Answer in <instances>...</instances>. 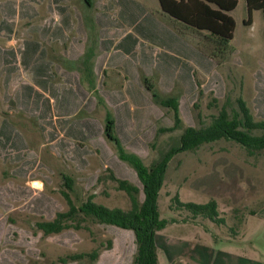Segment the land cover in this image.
Wrapping results in <instances>:
<instances>
[{"label":"crops","instance_id":"0c3cea01","mask_svg":"<svg viewBox=\"0 0 264 264\" xmlns=\"http://www.w3.org/2000/svg\"><path fill=\"white\" fill-rule=\"evenodd\" d=\"M8 1L0 0V100L6 102V117L10 116L23 127V120L31 121L33 132L43 133L46 142L32 148L26 135L31 131L26 127L25 130L18 129L17 124L9 122L11 127L8 131L13 132V137L14 131L21 132L22 138L5 139L0 145V157L12 162L16 160L18 166L13 169V175L28 180L17 186L3 185L4 188L24 190L28 187L34 193L40 192L43 183L34 170L41 163L42 156L49 159L62 156L89 167L90 157L95 154L93 147L99 151L106 148L109 123L119 147L130 149L133 154H141V149L149 147L155 134L169 131L171 125L157 126L162 111L157 109L155 101L159 99L161 106L169 107L163 101L169 100L170 95H155L153 87L159 85L164 93H169L171 87L165 89L162 86L168 74L165 66L155 59V25L148 19V14L156 16L201 52V42L195 43L187 37L189 30L196 29L166 14L159 0H137L145 7V11L136 7L140 12L138 18H131L128 1L125 0H30V5H24L22 9L20 2L25 0H17L18 11L5 13L4 5ZM196 31L204 34L207 41V32ZM208 43L213 45L211 41ZM19 46L22 52L15 62L8 53ZM213 61V71L203 70L199 65L191 70L189 83L195 82V86L190 87L191 92L185 85L187 80H169L171 85H183L182 99L188 101L197 94L199 79L203 90L211 89L212 83L222 80L218 64ZM17 91L28 92V95H17ZM182 112L187 124L185 128L196 126L189 123L185 111ZM60 120L63 124L59 123ZM180 122L183 123V118ZM71 129L78 133L76 139L68 140L69 146L64 141L60 143L65 131ZM79 143L80 147L88 150L87 153L83 150H77L76 154L73 152V146L77 147ZM14 154L16 159L13 160L10 156ZM20 156L22 159L18 160ZM25 160L30 161L34 168L27 176L15 175ZM119 160L124 161L120 155ZM84 161L86 164L82 163ZM218 164H222L227 179L218 173ZM242 170L237 162L219 157L213 161L212 170L206 173L208 175L196 178L192 185L209 189L212 198L224 191L239 202L236 175ZM120 173L116 171L111 178L118 182L123 178ZM214 186L222 188V191L217 192ZM12 208L6 212H11ZM231 209L241 212L231 216L232 225L220 224L228 230L224 236L207 234L202 237L195 232L189 236V229L200 223L201 216L190 219L186 213L185 218L170 222L182 226L178 237L161 234L164 229L158 232V249L165 250L169 264H264V252L251 247L253 238H245L243 233L249 215L264 218V204L257 210L248 211L238 206ZM251 211L254 213L250 214ZM240 214H244L242 222L238 220ZM2 217L0 209V219ZM230 229H233L232 233Z\"/></svg>","mask_w":264,"mask_h":264},{"label":"rangeland","instance_id":"374dc122","mask_svg":"<svg viewBox=\"0 0 264 264\" xmlns=\"http://www.w3.org/2000/svg\"><path fill=\"white\" fill-rule=\"evenodd\" d=\"M9 1L16 2L15 12L18 11L17 0ZM7 4L4 5V12H14L13 6L10 7ZM232 14L237 21L235 36L230 43V48L220 58L216 57L222 80L212 83L211 89L203 90L201 80L198 78L197 94L188 101L181 98L184 93L183 85L179 83L171 85L169 80L177 78L187 80L188 83L185 85L188 87V92H191L190 87L195 86L193 80L191 85L189 83L188 78L191 76V70L199 65L203 67V70L213 71L215 65L213 59L203 52L185 46L183 48L185 51H182L179 47L167 51L169 53L171 51L182 52V54H179L180 60H176L172 57V54L166 55L163 44H159V41L154 39L155 50L153 52L155 53V59H158L161 65L165 66L164 70L168 74V77L164 80L166 83L162 86L165 89L171 88L169 93H164L159 85H154L153 93L155 95H170L171 99H178L179 101V108L175 110L172 105L169 107L161 106L159 104L161 100L156 99L157 106H155L162 111V117L158 120L157 126L161 127L168 124L173 128L177 123V116H179L180 121L183 118V123L179 122L174 130L155 134L149 147L141 149V154H136L143 159L145 164L150 165L170 146L176 144L187 125L182 111H185L189 123H193L197 127L210 124L213 116L218 115L223 107L233 113L234 109L239 108L238 99L240 97L246 101L254 115L257 113L254 106L256 94L254 85L256 70L260 68L264 71V11L261 9L255 10L254 15H252L254 23L247 25L244 23V20L249 17L247 2L246 0H239V5ZM188 32L187 37L191 41L201 42L202 49L211 54L214 45H210L208 41H205L204 34L196 30H189ZM21 52L22 48L19 46L16 50L11 49L8 55L14 57L15 62H18V56ZM219 59L220 62H218ZM27 93L17 91V95H28ZM25 103H28V100H25ZM5 104L6 102L0 100V128L2 129L0 145L9 136V122L15 123L10 116L6 117L4 114ZM255 119L260 120L261 118L257 116ZM22 122L24 127L31 131L27 132L26 135L29 136L32 148H38L39 145L46 142L43 133L40 131L33 132L34 126L31 121L23 120ZM59 123L63 124L62 120ZM15 124H17L18 129L25 130L20 123ZM254 134L261 135L263 130H255ZM75 139V133H71L64 137V142L71 144L69 141ZM105 144L106 148H102L103 151L96 149V146L93 147L95 154L90 157L91 165L87 168L66 157L59 156L49 159L42 156L41 163L34 170L36 176L43 183L40 192H33L29 196L14 200L11 199V195L4 190L2 191L3 199L11 203L14 208L9 213L6 212L3 206H1L3 209L0 208L3 212V217L0 219V264H134L137 244L132 230L102 224L93 218H84L83 215L79 218L81 220L79 228L75 227L77 222L69 221L68 223L71 226L61 233L47 234L38 227L40 221L53 219L58 211L69 210L70 206L64 191L69 193L73 202L78 206L85 202L90 195H94V200L97 203L110 208L130 209L131 200L129 195L119 188L117 180L111 178V175L115 174L116 171L119 173L122 171L120 173L121 177L127 178L140 187L138 197L140 201L143 200L142 183L135 168L128 162L119 160L121 153L117 141L111 137H105ZM122 151L133 154L127 148L121 149ZM10 157H13V160L16 159L15 154ZM219 157H227L237 162L244 169L236 175V181L239 184L237 190L239 202H237L236 197L226 195L222 188L213 187L217 192L222 191V193H217V197L214 196V198L219 202V210L222 212L221 216L225 218V222L232 225L233 219L231 216L235 213L231 209L232 207L238 206L241 209L250 211L252 209L257 210L264 204V149L250 154L248 149L240 143L221 139L204 143L194 150L180 152L172 158L159 196L161 218L182 219L186 217L188 212L175 209L174 199L176 195H179L184 202L206 203L212 199L209 189L197 188L192 184L196 178L211 171L213 161ZM17 159L21 160L22 158L20 156ZM15 162L17 161L15 160ZM15 162L3 160L0 157L1 188H4L3 185L17 186L18 184H25L28 180L25 181V179L13 175V169L18 166V163ZM217 167L219 168L218 173L222 175L223 179H227L223 173L222 164H218ZM65 175L73 179L71 189L66 186ZM42 193L53 199L51 209L42 210L39 213L27 207V203L33 196ZM233 199L236 201H233ZM180 229H182V226L179 224L169 223L160 232L166 236L178 237ZM229 231L232 233L233 229ZM194 232L202 237L207 234L211 237H214L212 234L222 237L228 230L225 226L201 216L200 223L194 227L192 226L191 230L189 229V236H192ZM243 233L245 238H253L254 242L251 247L264 252V218L249 215ZM94 251H97L96 258L92 256ZM77 253H87L88 255L81 259H72L71 255ZM158 254L159 264H169L167 254L163 248L158 249Z\"/></svg>","mask_w":264,"mask_h":264},{"label":"trees","instance_id":"16d2710c","mask_svg":"<svg viewBox=\"0 0 264 264\" xmlns=\"http://www.w3.org/2000/svg\"><path fill=\"white\" fill-rule=\"evenodd\" d=\"M125 1H128L127 8L129 7L131 18H138L140 16L139 8L145 11V7L139 1ZM246 1L249 17L244 22L247 25H252V13L254 10L260 9L264 11V0ZM159 2L162 10L175 20L187 24L196 30L207 32L206 40L211 41L214 48L211 50V54L204 50L201 51V53L203 52L205 55L216 61L217 56L220 58L221 55L230 48L229 46L235 36L237 26L236 19L231 12L237 8L239 0H159ZM7 3L10 7L13 6V10L15 11L16 2L8 1ZM24 5H30V0L20 2L21 9ZM28 8H30V6ZM31 9H33L32 6ZM148 19L153 21V25H155L153 26L155 32L154 37L159 43L163 44V47H165L164 53L166 55L172 54V57L176 60H180L179 54H182V52L177 53L171 51V53H169L167 51L172 50L174 47H179L182 51H185L183 49L185 46L196 50L153 14H148ZM163 31H166L167 34H164ZM218 62H220V59ZM255 79L254 87L256 94L254 97V106L257 109L255 115L252 113L246 101L240 97L238 99L239 108L234 109L233 113H230L226 107H223L218 115L213 116L210 124L201 127L193 125L187 126L180 134L176 144L170 146L169 149L164 151L161 156L150 165L145 164L143 159L136 154L121 152V149L123 148L120 147L121 159L127 161L135 168L138 178L142 183L144 192V198L142 201H140L138 197L140 187L127 178L118 179L119 188L126 191L131 200V208L127 210L120 207L110 208L106 205L97 203L94 200V195H90L85 202L77 206L69 196V193L64 191L70 206L69 210L58 211L53 219L40 221L38 223L39 229L47 234L61 233L63 230L71 226V224L68 223L69 221L77 222L75 227L79 228L81 224V220L79 219L80 216L83 215L84 218L90 217L99 223L115 225L134 232L137 244L134 264H159L157 234L170 222L178 221V219L173 218H161L159 210V196L165 182L167 168L171 159L179 152L194 150L204 143L214 142L221 139L233 140L240 143L248 149L250 154H254L256 151L264 149V71L260 68L255 72ZM163 104L167 106L172 105L175 110H178L179 108L178 99L170 98L167 101H163ZM257 116L261 119L256 120L255 117ZM179 122L180 118L177 116L176 125ZM8 127H11L10 124H8ZM175 128L176 127H173L169 129V131L174 130ZM258 129L263 130V134H254V131ZM71 133H75V137H77L78 133L73 129L65 131V136ZM106 134L113 138V140H117L110 123L106 129ZM8 135L9 138H7L12 140L15 139V136L20 139L22 138L20 133H17L16 131H14V137L13 132L12 134L9 132ZM64 137L60 138V143L64 141ZM64 143L66 146L70 145L67 142ZM80 146L81 143L77 144V147L73 146V152L76 154L77 150H83V152L87 153L88 150H85ZM29 162L28 160H25L20 166V169L15 171L14 174L27 176L33 166L32 163ZM82 163L86 164V161ZM64 177L66 186L71 189L73 186V179L68 175H65ZM3 190L11 195V199L14 200L29 196L33 193V190L28 187L24 190L0 187V205L6 210H10L12 204L3 199ZM53 202L54 201L51 197L42 193L41 195L33 196L27 203V207L40 213L42 210L51 209ZM174 202L176 205L175 209L185 210L188 212V218L190 219L202 216L209 218L217 224L225 223V218L221 216L219 211L218 201L214 198L206 203L192 201L184 202L180 199L179 195H176ZM234 212L236 215V213L241 212V210L234 209ZM253 213V211L250 212V214ZM244 214H240V218L237 217L240 222H242ZM87 255V253H77L71 255V258L77 260L84 258ZM92 256L96 258L97 251H94Z\"/></svg>","mask_w":264,"mask_h":264}]
</instances>
